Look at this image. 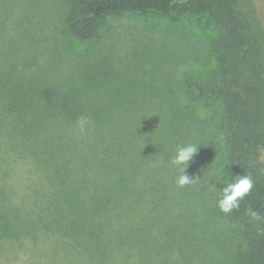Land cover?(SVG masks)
Masks as SVG:
<instances>
[{
	"label": "trees",
	"instance_id": "obj_1",
	"mask_svg": "<svg viewBox=\"0 0 264 264\" xmlns=\"http://www.w3.org/2000/svg\"><path fill=\"white\" fill-rule=\"evenodd\" d=\"M148 13L171 22L196 19L213 30L210 67L186 71L187 79L167 78L165 91L174 84L186 100L195 95L218 108L222 161L215 165L213 136L206 135L199 160L215 165L224 184L251 174L253 189L228 214L245 216L248 229L261 228L247 241L244 257L264 264V36L250 0H0V254L7 252L9 262L27 248L24 264H42L38 250L50 248L44 264H117L108 250L114 240L119 264H135V248L148 244L144 204L167 194L158 179L148 190L147 158L182 136L184 106L164 93L167 103L139 119L144 108L128 95L120 99L124 86L110 103L99 95L85 98V79L102 82L107 73L101 62L85 55L67 62L64 54L62 74L53 64V55L67 51L72 40L94 42L106 17ZM81 116L92 121L84 133L77 125ZM54 254L61 259L49 262Z\"/></svg>",
	"mask_w": 264,
	"mask_h": 264
},
{
	"label": "rangeland",
	"instance_id": "obj_2",
	"mask_svg": "<svg viewBox=\"0 0 264 264\" xmlns=\"http://www.w3.org/2000/svg\"><path fill=\"white\" fill-rule=\"evenodd\" d=\"M250 1L264 36V0ZM100 29L99 37L94 42L72 40L66 52L63 46L64 53L53 55V64L58 72L61 69V74L65 65L62 59L64 54L69 55L67 62L82 55L96 64L101 62L107 73L102 77V82L100 79H85V98L90 94L99 95L102 96L101 102L110 103L116 101V90L124 86L126 89L120 92V99L128 95L131 99L128 102L144 108V114L140 113L139 119H150L146 113H157L159 106L156 103H167L163 100L164 93L175 94L184 106L179 121L184 126L178 130L182 136L179 135L177 141L161 145L158 156L150 155L147 158L145 173L150 182L148 190L158 179L160 183H165L162 194L167 196L164 199L160 196L152 202L149 199L148 205L144 204L141 216L149 218L145 221L148 225L145 231H151L147 234L149 240L146 247L151 245L152 249L147 252L146 247L141 251L135 248L132 260L135 264H248L244 257L247 241L258 236L261 228L254 224L248 229L245 216L225 214L217 207V199L225 186L222 176L218 175L219 170H214L216 162L222 161L223 152L214 126L219 110L211 102H199L195 95L187 96L186 100L185 95L179 94L177 85L170 84V90L165 91L167 78L174 80L186 76L187 79L188 75H183L186 71L201 73L210 67L212 28L192 18L171 22L162 15L148 13L108 16ZM107 87L110 89L105 91ZM143 87L154 90V95L148 96ZM171 105L176 106V103ZM156 134L162 135L161 132ZM205 135L209 138L213 136L209 146L217 155L215 165L212 168L203 166V161L199 160L202 149L199 148L186 174L189 177L199 174L200 178L178 187L176 181L180 170L171 164L177 146L185 143L200 145ZM209 149L206 147V150ZM259 159L264 163V145L260 147ZM114 242L111 241L108 250L115 256L114 262L119 264L121 255ZM136 243L142 247L141 242ZM45 250L51 251L45 248L37 253H41L39 260L42 264L47 257ZM6 253L0 254V264H24L30 250H21L11 262L6 259ZM59 255L54 254L49 262L61 259Z\"/></svg>",
	"mask_w": 264,
	"mask_h": 264
},
{
	"label": "clouds",
	"instance_id": "obj_3",
	"mask_svg": "<svg viewBox=\"0 0 264 264\" xmlns=\"http://www.w3.org/2000/svg\"><path fill=\"white\" fill-rule=\"evenodd\" d=\"M77 125L80 132L84 133L92 125V121L86 116H81L77 120ZM199 148L200 145L196 143H185L177 146L175 155L171 159V164L180 170V175L176 181L178 187H184L195 182V179H191L186 174V170L190 163L194 161ZM253 187L254 182L251 174L238 175L234 182H228L223 186L217 199L218 209L225 214L238 210L240 202L251 192ZM248 212L253 219H260L256 211L249 209Z\"/></svg>",
	"mask_w": 264,
	"mask_h": 264
}]
</instances>
